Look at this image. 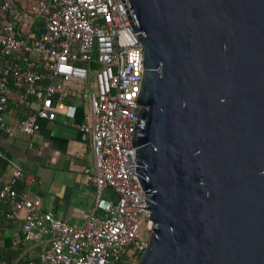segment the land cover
I'll use <instances>...</instances> for the list:
<instances>
[{
	"label": "water",
	"instance_id": "95a60500",
	"mask_svg": "<svg viewBox=\"0 0 264 264\" xmlns=\"http://www.w3.org/2000/svg\"><path fill=\"white\" fill-rule=\"evenodd\" d=\"M144 52L137 264H264V0H122Z\"/></svg>",
	"mask_w": 264,
	"mask_h": 264
},
{
	"label": "built area",
	"instance_id": "2783aa9c",
	"mask_svg": "<svg viewBox=\"0 0 264 264\" xmlns=\"http://www.w3.org/2000/svg\"><path fill=\"white\" fill-rule=\"evenodd\" d=\"M0 10V132L32 134L39 119L54 120V97H66L62 83L68 80L85 84L82 97L90 100L94 114L92 123L79 125L90 133L95 157L94 173L88 175L95 186L89 216L78 224L43 211L16 190L24 173L12 162L11 176L6 181L0 176V208L9 207V219L22 218L14 246L41 245L38 258L28 264H118L129 248L136 263L148 246L153 220L135 174L136 147H131L144 52L123 1L36 0L27 12L39 15L44 28L31 40L16 30L11 0H0ZM91 78L96 92L90 89ZM10 88L26 95L27 106L29 98L37 102L13 125L3 117ZM107 189L116 199L104 197Z\"/></svg>",
	"mask_w": 264,
	"mask_h": 264
},
{
	"label": "crops",
	"instance_id": "0c3cea01",
	"mask_svg": "<svg viewBox=\"0 0 264 264\" xmlns=\"http://www.w3.org/2000/svg\"><path fill=\"white\" fill-rule=\"evenodd\" d=\"M11 1L16 8L14 25L20 36L27 40L36 38L44 28L43 20L27 12L36 0ZM2 20L0 10V24ZM90 82V89L96 92L94 79ZM62 89L66 97L63 100L54 97V120L39 119V127L32 134L19 132L9 136L0 132V176L6 181L11 176V163L18 164L24 174L14 185L17 191L26 193L43 211L81 224L93 205L95 186L88 175L94 173L95 157L91 135L83 133L79 125L92 123L94 114L90 100L82 97L86 89L83 82L64 81ZM7 97L8 106L3 117L10 125L29 116V108L37 106L32 98L27 100L30 103L27 106L26 95L12 88L8 89ZM104 197L116 199L110 189L105 191ZM0 210V244L3 247L10 242L14 246V239L21 234L22 218L9 219L7 205H2ZM40 247L33 243L21 244L15 249L19 254L14 259L10 261L4 255L0 263L19 264L24 255L36 260Z\"/></svg>",
	"mask_w": 264,
	"mask_h": 264
},
{
	"label": "trees",
	"instance_id": "16d2710c",
	"mask_svg": "<svg viewBox=\"0 0 264 264\" xmlns=\"http://www.w3.org/2000/svg\"><path fill=\"white\" fill-rule=\"evenodd\" d=\"M15 249L16 247H14L12 244L10 245V242L9 243L6 242L2 247V249L0 250V257H3L5 255L4 257H7V259L11 261V258L14 259L19 254V251ZM5 252L7 253L5 254ZM137 258L138 261L140 259V255H137ZM29 260L30 259H28V255H24L20 258L19 264H28ZM118 264H129L127 261V257L123 256V258L121 259V261H119Z\"/></svg>",
	"mask_w": 264,
	"mask_h": 264
},
{
	"label": "rangeland",
	"instance_id": "374dc122",
	"mask_svg": "<svg viewBox=\"0 0 264 264\" xmlns=\"http://www.w3.org/2000/svg\"><path fill=\"white\" fill-rule=\"evenodd\" d=\"M126 257L129 264H137L138 261L135 263V259L133 258V253L131 248L128 249V254L126 255Z\"/></svg>",
	"mask_w": 264,
	"mask_h": 264
}]
</instances>
